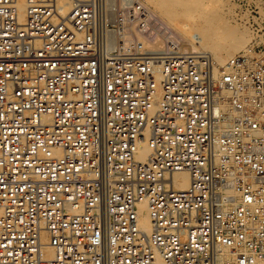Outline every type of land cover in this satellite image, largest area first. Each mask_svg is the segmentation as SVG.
<instances>
[{
	"label": "built area",
	"instance_id": "built-area-1",
	"mask_svg": "<svg viewBox=\"0 0 264 264\" xmlns=\"http://www.w3.org/2000/svg\"><path fill=\"white\" fill-rule=\"evenodd\" d=\"M19 1L0 0V264H264V0H230L256 37L222 65L149 50L143 0Z\"/></svg>",
	"mask_w": 264,
	"mask_h": 264
},
{
	"label": "bare ground",
	"instance_id": "bare-ground-1",
	"mask_svg": "<svg viewBox=\"0 0 264 264\" xmlns=\"http://www.w3.org/2000/svg\"><path fill=\"white\" fill-rule=\"evenodd\" d=\"M157 1L158 0L144 1V3L150 8L151 13H152V20H151L148 36L146 38L148 49L151 51L162 53L163 51L166 50L167 41L170 40V41H175L177 44H179L182 51L190 52V51L204 50V51L210 52L211 54H213L216 64L222 65L229 58L224 60L221 58V55L223 56V54H225L227 57H231L235 55L236 53L240 52L239 50L241 49L243 44L248 43L251 40V37H250L251 34L249 36V34L243 32L237 26L227 25V26H223L224 29L221 30L220 26L222 25L221 23L222 20H217L218 18L213 19V18H206L203 16L205 23H200L201 21L198 22L197 18L195 17V12H191V14L187 15L185 12H180L178 9L174 8L173 6H172L173 8L171 6H170L171 8H169L164 4L163 6L159 7V9L161 11L166 12L169 15V22L171 24L166 21L165 22L161 21L162 19L160 18L161 19L160 20L158 18L159 15H157L156 13L157 10H159L157 8L158 6L156 7V9H154L151 6L152 4L150 5V3L152 2L153 3L155 2L157 4L159 2ZM169 1L174 2L175 0H169ZM64 2L65 0H62V3ZM129 2L130 0H120V3L122 6L128 5ZM211 2H213L214 4V0ZM183 3H185L184 0H183ZM209 3H206V4L208 5ZM210 5H212V3H210ZM200 6H201V3H200ZM200 6H195V7L191 6L192 7L191 9H193V11L194 10L199 11V9L203 10V8H201ZM210 8H213V7L210 6L209 9ZM25 9H26L25 0H20L19 10H20L21 19H24ZM186 12H189V10ZM159 13L160 12H158V14ZM207 13H209V11ZM220 15H222V13ZM219 17H222V16H219ZM222 18L224 19L225 17H222ZM169 24L172 25V27H176L178 30L176 31L175 30L176 28H174L175 31L171 30L170 28H168ZM181 26H184V27H181ZM137 35L140 36L139 34ZM252 35H253V39L251 40V42L248 44V46L244 50L248 49L250 45L252 44V42L254 41L256 36L253 34V32H252ZM179 36H181L182 38ZM227 38L231 40L226 43V41L224 40ZM149 155H150V149L148 145L146 144V142H143L139 146L136 156L139 160L145 161L149 158ZM174 178L177 182V188L186 189L188 187L189 181H190V176L188 172H184V171L177 172ZM139 206H140V226L143 230L150 231L151 225H150V218H149L148 207H147L146 201H142L139 204ZM43 240H44V243H47L48 237L46 233L43 234ZM44 254L46 257H52L53 256L52 247L48 245L44 247ZM159 264H163V262L159 261Z\"/></svg>",
	"mask_w": 264,
	"mask_h": 264
},
{
	"label": "rangeland",
	"instance_id": "rangeland-1",
	"mask_svg": "<svg viewBox=\"0 0 264 264\" xmlns=\"http://www.w3.org/2000/svg\"><path fill=\"white\" fill-rule=\"evenodd\" d=\"M143 1H146V0H143ZM159 1V2H158ZM157 2V4L154 2H152V3H150V5L154 8V9H156V7L159 9V7H161V6H163V4L164 5H166L167 7H169V8H171L172 6L174 7V8H176V9H178L180 12H185L187 15H189V14H191V12H195V17L197 18V20H198V22H200V23H205L204 21V17H206V18H213V19H217V20H222V27L220 26V28H221V30H223L224 29V27L223 26H227V25H232V26H237L239 29H241L243 32H245V33H247V34H249V36H250V34H251V40L253 39V35H252V31H251V29L247 26V25H244V23L243 22H241V21H239L236 17H235V10H236V5L235 4H233V2L232 1H230V0H214V4H213V2H211V1H213V0H184V2L185 3H183V0L181 1V0H175L174 2H172V1H169V0H164V1H162V0H158ZM163 2V3H161V2ZM167 1V2H166ZM180 1V2H179ZM197 1V2H196ZM209 1H210V3H212V5H210V3H209ZM215 1H216V3H215ZM177 2V3H176ZM199 2V3H198ZM196 3H198V4H196ZM200 3H201V6H200ZM204 3H205V5H204ZM206 3H209L208 5L206 4ZM195 4V5H194ZM207 5V6H206ZM171 6V7H170ZM188 6V7H187ZM194 6H200L201 8H203V10L202 9H199V11H197V10H194L193 11V9H191L192 7ZM205 6V7H204ZM213 7V8H210L209 9V7ZM172 7V8H173ZM178 7V8H177ZM180 7V8H179ZM208 7V8H207ZM227 8V9H226ZM184 9V10H183ZM189 10V12H186V11H188ZM201 10V11H200ZM198 13H197V12ZM203 11V12H202ZM209 11V13H207ZM216 11V12H215ZM264 11V10H263ZM158 12H160L159 14H158ZM215 12V13H214ZM227 12V13H226ZM157 15H159V19L161 20V21H166V22H168V23H170L169 22V15L166 13V12H164V11H161L160 9L159 10H157ZM204 13H205V15H204ZM222 13V15H220ZM202 14V15H201ZM207 14V15H206ZM162 15V16H161ZM201 15V16H200ZM210 15V16H209ZM213 15H214V17H213ZM199 18H198V17ZM204 16V17H203ZM219 16H222V17H225L224 19L222 18V17H219ZM201 17V18H200ZM203 17V18H202ZM220 18V19H219ZM164 19V20H163ZM171 24V23H170ZM169 24V25H170ZM168 25V28H170L171 30H173V31H177L178 29L176 28V27H172V25H170L169 26ZM181 27H184V26H181ZM174 28H176L175 30H174ZM248 36V35H247ZM179 37H181V36H179ZM182 38V37H181ZM231 39H229V38H227V39H225L224 41H226V43L227 42H229ZM251 40H250V42H251ZM250 42H248V43H245V44H243L242 45V47H241V49L239 50V51H242V50H244L247 46H248V44L250 43ZM246 45V46H245ZM213 55V54H212ZM221 55V54H220ZM221 58L222 59H228V58H230V57H227L225 54H223V56L221 55ZM221 59V60H222Z\"/></svg>",
	"mask_w": 264,
	"mask_h": 264
}]
</instances>
